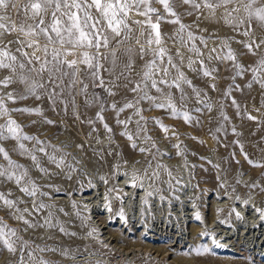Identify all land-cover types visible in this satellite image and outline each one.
Masks as SVG:
<instances>
[{"label": "rangeland", "instance_id": "rangeland-1", "mask_svg": "<svg viewBox=\"0 0 264 264\" xmlns=\"http://www.w3.org/2000/svg\"><path fill=\"white\" fill-rule=\"evenodd\" d=\"M30 2L0 8V264H264V0H148L75 55L10 30Z\"/></svg>", "mask_w": 264, "mask_h": 264}, {"label": "snow or ice", "instance_id": "snow-or-ice-1", "mask_svg": "<svg viewBox=\"0 0 264 264\" xmlns=\"http://www.w3.org/2000/svg\"><path fill=\"white\" fill-rule=\"evenodd\" d=\"M183 3L187 4L192 2V0H182ZM255 0H249V4L245 6L247 11L251 4ZM165 10L170 12L172 15H175L169 7V0H159ZM232 3V0H218L217 4L209 3L208 0H205V6L214 9L215 7L226 6ZM148 0H31L30 9L32 12V19L40 17L38 22L35 25H27V32H25V27L23 25L17 28L16 25H13L10 29L11 31H19L25 33L28 36H35L43 34L47 37L48 42L51 44H59L60 48H65V46H70V49L65 48L66 54L75 55V50L84 47H95L99 49L102 46H107L108 39L107 36H101L100 34L104 31V26L110 29L116 35L120 34V27H127L123 18H119L118 14L123 13L125 16L127 12L134 6L139 9L141 5L147 6ZM9 6V0H0V8H7ZM199 4H196L195 7L199 8ZM12 7H16L15 4H12ZM52 8L51 21L45 26V20L41 16V13H44ZM95 9L94 15L90 10ZM155 9L147 8L145 12H141V15H147V12H154ZM57 13H60L58 16ZM249 15H255L257 19L264 22V8L256 9L255 12H250ZM7 19L5 16H0V21ZM173 23H179L178 20L172 21ZM151 27L154 32H156L157 44L160 43L158 25L152 23ZM184 26L181 25V30ZM0 29L9 30L6 28V25L0 22ZM38 29V31H37ZM49 32L55 34V39ZM152 41L150 40L149 43ZM37 41L33 39L27 47H33ZM43 51L48 52L47 46L44 47ZM27 55V53H25ZM36 60H39V57L35 56V53L32 54ZM61 55L59 48H53L52 56L57 63L67 64L69 67H75L77 63H82L88 67H93V57L89 56L88 52H82V58L78 61L77 59L72 60H60L58 59ZM0 57H6L12 61L16 60L15 56H10L6 51H0ZM229 58L231 55H229ZM31 63V60L29 61ZM264 63V62H262ZM98 67L99 65H95ZM11 65L6 64L3 60H0V68H9ZM21 68L24 67L23 64L20 65ZM42 69L44 65H41ZM149 68L152 67L151 64L148 65ZM165 74L167 69L163 70ZM208 73H205L207 75ZM149 72H145V79L149 78ZM7 83V81H4ZM153 87H155V82L153 81ZM133 91H136L133 88ZM131 104L126 105V107H131ZM158 107H163V105H158ZM249 119H254V117H249ZM13 123V122H10ZM9 131H15L13 128H9ZM2 151V150H0ZM2 174V173H0ZM7 203V201H6ZM7 243V241H5ZM9 251H14L11 245H8ZM43 264V262H42Z\"/></svg>", "mask_w": 264, "mask_h": 264}, {"label": "crops", "instance_id": "crops-1", "mask_svg": "<svg viewBox=\"0 0 264 264\" xmlns=\"http://www.w3.org/2000/svg\"><path fill=\"white\" fill-rule=\"evenodd\" d=\"M93 13V12H92Z\"/></svg>", "mask_w": 264, "mask_h": 264}]
</instances>
